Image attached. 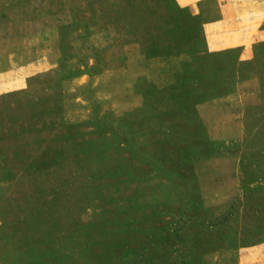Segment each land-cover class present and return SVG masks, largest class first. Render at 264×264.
<instances>
[{
	"label": "rangeland",
	"instance_id": "374dc122",
	"mask_svg": "<svg viewBox=\"0 0 264 264\" xmlns=\"http://www.w3.org/2000/svg\"><path fill=\"white\" fill-rule=\"evenodd\" d=\"M217 15L0 0V264H264V14Z\"/></svg>",
	"mask_w": 264,
	"mask_h": 264
},
{
	"label": "crops",
	"instance_id": "0c3cea01",
	"mask_svg": "<svg viewBox=\"0 0 264 264\" xmlns=\"http://www.w3.org/2000/svg\"><path fill=\"white\" fill-rule=\"evenodd\" d=\"M196 1L178 0L181 6L190 9L195 7ZM215 1L218 3V15L206 21L203 28L209 51L221 52L227 48H234L241 41L255 34L253 27L261 23L264 14V0H241L242 3L240 0Z\"/></svg>",
	"mask_w": 264,
	"mask_h": 264
}]
</instances>
